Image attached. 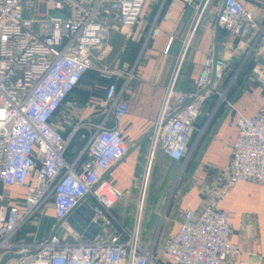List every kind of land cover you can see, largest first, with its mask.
I'll use <instances>...</instances> for the list:
<instances>
[{
  "label": "built area",
  "instance_id": "obj_1",
  "mask_svg": "<svg viewBox=\"0 0 264 264\" xmlns=\"http://www.w3.org/2000/svg\"><path fill=\"white\" fill-rule=\"evenodd\" d=\"M145 1L0 0V183L12 188L29 185L19 204H8L7 195L0 192V261L4 254L18 250V264H229L241 253L231 240L229 212L219 209L214 201L226 198L242 181L264 184V104L252 118L230 105V125L238 129V137L227 178L216 190L214 201L202 211L182 213L181 226L165 248L156 240L146 247L141 240L147 169L133 227H125L112 212L122 193L106 177L129 152L127 138L117 125L129 106L119 86L108 85L100 123L78 124L66 134L56 127L58 112L94 67L95 51L104 45L111 12L104 5L116 12L123 27H133L140 20ZM254 22V13L242 0H223L217 18L219 27L231 35L246 37ZM191 37L192 33L148 134L147 168L158 149L174 161L187 159L193 126L205 101L214 95L226 101V92L220 91L226 63L211 54L194 88L177 89ZM111 119L116 122L112 126ZM76 140L84 146L70 160L68 153ZM49 201L57 223L66 221L86 203L100 232L93 240L72 241L52 232L31 249L14 243L15 235Z\"/></svg>",
  "mask_w": 264,
  "mask_h": 264
},
{
  "label": "crops",
  "instance_id": "obj_2",
  "mask_svg": "<svg viewBox=\"0 0 264 264\" xmlns=\"http://www.w3.org/2000/svg\"><path fill=\"white\" fill-rule=\"evenodd\" d=\"M206 1L146 0L134 27H123L112 18L105 30L103 47L95 51V67L87 71L67 98L68 106H62L55 120L63 133L70 122L73 123L70 131L78 124H98L103 120L108 85L116 83L122 90L121 97L129 106L127 115L117 125L127 138L129 152L106 179L122 193L112 208L113 215L125 227L132 228L147 169L148 134L160 114L165 90L185 41L192 33L179 70L177 89L194 88L208 54L225 61L220 91L226 92V101L218 95L205 101L190 136L189 157L174 161L158 149L146 172L147 194L140 230L146 247L156 240L165 248L179 230L183 212L198 213L214 201L216 190L227 178L233 144L238 137V129L230 125L232 107L252 118L264 104V0H242L255 18L246 37L231 35L218 26L223 0H209L205 6ZM115 123L111 119L109 125ZM83 146L77 140L68 158L72 160ZM28 187L12 188L0 183V192L7 195L8 204L14 205L23 202ZM214 203L229 212L231 240L241 250L229 264L239 261L264 264V184L242 181L226 198ZM56 225L52 207L39 213L15 235L13 242L29 245L31 249L47 238ZM17 253L15 250L9 254L21 257ZM7 264H18V260L12 259Z\"/></svg>",
  "mask_w": 264,
  "mask_h": 264
},
{
  "label": "water",
  "instance_id": "obj_3",
  "mask_svg": "<svg viewBox=\"0 0 264 264\" xmlns=\"http://www.w3.org/2000/svg\"><path fill=\"white\" fill-rule=\"evenodd\" d=\"M88 211V215L84 214ZM93 212L88 208L86 203H82L66 221L58 222L53 233L62 235L66 240L72 241L80 238L81 240H93L101 230L96 221H92ZM16 254H7L3 257L0 264H7L12 259H19Z\"/></svg>",
  "mask_w": 264,
  "mask_h": 264
},
{
  "label": "rangeland",
  "instance_id": "obj_4",
  "mask_svg": "<svg viewBox=\"0 0 264 264\" xmlns=\"http://www.w3.org/2000/svg\"><path fill=\"white\" fill-rule=\"evenodd\" d=\"M104 8L105 9H110L111 10V12H110V15H109V20L111 21L112 20V18H113V20L115 21V19L114 18H116V12L114 11V10H112V8L108 5V4H106V5H104ZM117 19V18H116ZM118 20V19H117ZM119 23V22H118ZM138 23V22H137ZM136 24V23H135ZM137 25V24H136ZM135 25V26H136ZM134 27V26H133ZM108 40H109V38H108ZM94 59H95V56H94ZM95 62H94V67H95ZM93 67V68H94ZM92 68V69H93ZM64 106H68L67 104H64ZM72 125H73V123H68V125H66L67 126V128H66V126H65V129H64V133L66 134V133H68L69 131H70V128L72 127ZM77 141V140H76ZM76 141H74L73 142V144H72V147L75 145V143H76ZM147 194V193H146ZM52 209V201H49L48 202V205H46V207H45V209L42 211L43 213H46L48 210H51ZM30 224V223H29ZM163 246H164V244H162ZM162 246V247H163Z\"/></svg>",
  "mask_w": 264,
  "mask_h": 264
},
{
  "label": "bare ground",
  "instance_id": "obj_5",
  "mask_svg": "<svg viewBox=\"0 0 264 264\" xmlns=\"http://www.w3.org/2000/svg\"><path fill=\"white\" fill-rule=\"evenodd\" d=\"M149 168H150V167L148 166L147 171L149 170Z\"/></svg>",
  "mask_w": 264,
  "mask_h": 264
}]
</instances>
